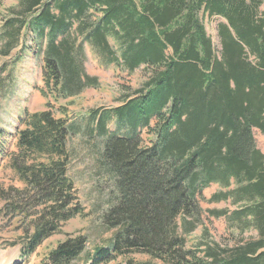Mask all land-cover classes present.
Instances as JSON below:
<instances>
[{"label":"trees","instance_id":"obj_1","mask_svg":"<svg viewBox=\"0 0 264 264\" xmlns=\"http://www.w3.org/2000/svg\"><path fill=\"white\" fill-rule=\"evenodd\" d=\"M214 18L223 20L219 49L206 27ZM0 22V56L29 39L39 48L48 99L45 110L25 111L17 123L10 167L22 187L0 191L1 212L26 226L25 257L84 216L69 176L76 129L67 109L49 101L97 86L85 72L88 44L108 64L146 68V95L137 92L117 112L120 121L143 123L155 141L143 146L136 134L104 141L118 195L102 220L116 232L87 264L133 254L161 264H264V153L254 136L264 135V0H16ZM142 101L146 112L126 111ZM98 125L105 133L106 118ZM213 186L208 202L228 206L208 212L225 219L229 242L204 229L188 248L180 231L197 229ZM87 244L83 235L67 236L41 264H80Z\"/></svg>","mask_w":264,"mask_h":264},{"label":"rangeland","instance_id":"obj_2","mask_svg":"<svg viewBox=\"0 0 264 264\" xmlns=\"http://www.w3.org/2000/svg\"><path fill=\"white\" fill-rule=\"evenodd\" d=\"M16 0H5L0 8V13L15 4ZM222 19H212L206 23L209 35L217 48H220L217 36V24ZM3 30L0 22V38ZM2 42L0 39V49ZM19 54V60L14 57ZM85 72L97 80L96 87L87 88L80 95L67 100L55 101V109L65 107L71 118V124L75 127L76 135L71 137L68 147L71 153L69 176L75 183L78 197L83 207V217H76L67 222L58 234L50 237L30 256L22 253L24 245V228L17 220L12 221L7 213H2L4 201L0 200V264H41L49 252L59 242L70 235H83L88 239L86 255L81 258L80 264H87L98 248L109 247L116 230L107 229L102 217L116 198L114 175L108 169L102 158L103 143L109 135L127 138L133 134L138 135L142 145H150L155 137L149 134L143 123L120 121L117 109L125 105L136 96L146 95V68H139L130 72L123 67L108 64L88 44L85 46ZM22 56V58H21ZM40 50L29 39L26 47H18L10 57L0 56V191L8 193L11 187H22L15 172L10 167L12 153L16 152L17 123L25 111L39 112L47 107L42 90L44 82L42 78V62ZM142 108L146 112V101L130 105L126 111ZM93 114L95 118L92 119ZM106 118V131L101 133L98 122L100 118ZM156 121H153L154 128ZM107 132V133H106ZM258 148L264 153V135L260 131H254ZM218 190L213 186L204 191L205 200L201 202L202 222L197 229L185 234L187 247L192 248L202 239L204 229L209 232L212 239L229 242V232L226 229L224 218H215L209 214V210L223 209L226 203L213 204L208 200ZM180 227L182 219L178 220ZM232 242L229 243L232 246ZM110 264H161L148 255L133 254L126 258H118Z\"/></svg>","mask_w":264,"mask_h":264}]
</instances>
